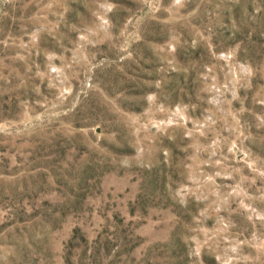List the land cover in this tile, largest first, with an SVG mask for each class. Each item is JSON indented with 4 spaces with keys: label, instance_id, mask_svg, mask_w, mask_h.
I'll return each mask as SVG.
<instances>
[{
    "label": "rangeland",
    "instance_id": "rangeland-1",
    "mask_svg": "<svg viewBox=\"0 0 264 264\" xmlns=\"http://www.w3.org/2000/svg\"><path fill=\"white\" fill-rule=\"evenodd\" d=\"M0 264H264V0H0Z\"/></svg>",
    "mask_w": 264,
    "mask_h": 264
}]
</instances>
